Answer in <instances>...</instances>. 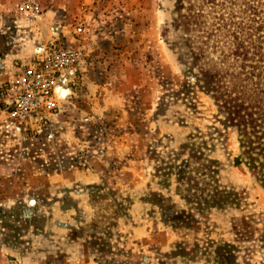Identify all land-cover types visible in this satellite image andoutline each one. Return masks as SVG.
I'll list each match as a JSON object with an SVG mask.
<instances>
[{"label": "rangeland", "instance_id": "rangeland-1", "mask_svg": "<svg viewBox=\"0 0 264 264\" xmlns=\"http://www.w3.org/2000/svg\"><path fill=\"white\" fill-rule=\"evenodd\" d=\"M189 1L0 0V264L264 261V187L198 75L231 33L261 40L260 2ZM41 57L63 61L52 101L19 121Z\"/></svg>", "mask_w": 264, "mask_h": 264}, {"label": "trees", "instance_id": "trees-1", "mask_svg": "<svg viewBox=\"0 0 264 264\" xmlns=\"http://www.w3.org/2000/svg\"><path fill=\"white\" fill-rule=\"evenodd\" d=\"M196 1L190 0V5L195 6ZM259 2L261 9L258 13L253 12L258 21L252 18L253 24L248 28L262 32L261 40L254 42L249 40V36L243 41L242 31L231 33L232 46L227 52L222 49L217 58L206 55L208 60L199 65L198 75L202 87L224 114V122L237 131L240 153L236 163H244L255 172L264 187V0ZM181 16L187 23L189 18L194 20L201 13L191 8L190 12ZM210 35L211 32H206V39L196 45V50H192L193 56L200 61L205 59V52L210 46V49L218 47L217 44H209ZM239 58L241 63L237 60Z\"/></svg>", "mask_w": 264, "mask_h": 264}, {"label": "built area", "instance_id": "built-area-1", "mask_svg": "<svg viewBox=\"0 0 264 264\" xmlns=\"http://www.w3.org/2000/svg\"><path fill=\"white\" fill-rule=\"evenodd\" d=\"M62 53L65 58L69 57ZM62 66L60 59L41 57L24 68L9 89L11 115L23 121L43 105L51 103L54 84Z\"/></svg>", "mask_w": 264, "mask_h": 264}]
</instances>
